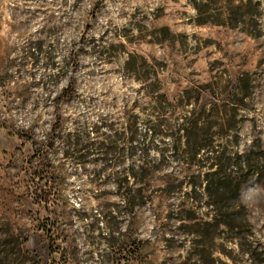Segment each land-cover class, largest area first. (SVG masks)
Masks as SVG:
<instances>
[{
	"label": "rangeland",
	"instance_id": "1",
	"mask_svg": "<svg viewBox=\"0 0 264 264\" xmlns=\"http://www.w3.org/2000/svg\"><path fill=\"white\" fill-rule=\"evenodd\" d=\"M0 264H264V0H0Z\"/></svg>",
	"mask_w": 264,
	"mask_h": 264
}]
</instances>
